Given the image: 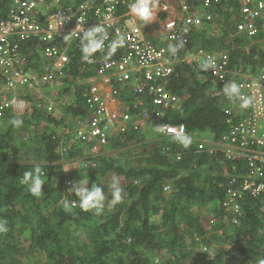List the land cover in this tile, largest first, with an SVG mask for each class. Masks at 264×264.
<instances>
[{
	"label": "trees",
	"instance_id": "obj_1",
	"mask_svg": "<svg viewBox=\"0 0 264 264\" xmlns=\"http://www.w3.org/2000/svg\"><path fill=\"white\" fill-rule=\"evenodd\" d=\"M188 3L196 6L200 0H188ZM6 4L7 0L0 1V7ZM238 10L237 7L229 13L221 7L215 8L212 12L219 22L215 33L211 31V23L205 22L202 29H189L185 34L188 43L176 42L177 45L184 52L199 48L211 52L228 50L232 70H242L245 76H257L264 66V32L256 36L255 44L247 37L238 36ZM125 12H129V5L120 8V14ZM164 19L162 16L161 20ZM142 25L146 32L161 30L159 25ZM260 26L264 28V22ZM62 44L61 49H64L65 43ZM77 44L69 50L72 66L62 81L68 86L63 85L57 91L58 101L66 98L64 112L73 116L85 113L86 86L76 84L78 92L70 95L74 83L70 77L86 79L90 76L81 68L85 61ZM29 54L33 67L38 68L39 55L35 50ZM187 67L179 66V77L168 85L173 94L184 98L183 101L169 111H160L163 118L153 119L151 134L159 138L153 146L142 145L144 152L136 157L135 164L121 157L115 161L114 158L102 159L98 169L67 175L50 164L58 158L55 144L46 135V127L43 132L40 129L42 122L37 123L48 120L58 124L64 120L35 108L28 110L25 116L7 114L3 118L0 219L7 220L8 231L0 233V264L32 261L35 264H258V260L264 258V190L258 195L241 194L245 192L246 173L250 171L248 163L229 158L224 146L218 148L203 142L200 148V139L225 140L251 115V110L237 105L230 119L225 113L226 108L232 107L230 101L225 96H212L207 75ZM238 110L243 114H237ZM60 116L64 118V113ZM13 118L22 120L23 124L13 126L10 123ZM140 119L132 118L112 148L120 150L130 142L149 138L144 126L137 125ZM32 125L35 130H30ZM162 125H184L185 135L160 137ZM257 131L262 135L264 127L260 126ZM26 135H29L28 140ZM183 136L191 137L188 147L180 142ZM210 147L215 148L213 154ZM32 148L47 163L21 162L31 154ZM179 155L181 160H177ZM37 165L45 178L40 196L32 195L28 186L19 180L24 172L32 171ZM109 174L123 180L120 182L124 189L123 200L115 206L110 204L112 181H103ZM80 179L88 180L89 187L96 183L104 189L106 200L101 215L84 212L79 207L73 208L71 213L64 210L61 201L65 197L76 199L68 190ZM232 181L238 186V194L233 192L237 187ZM254 183L264 186V174ZM230 191L235 195L234 202H231ZM25 241L29 242L28 246H24ZM41 255L45 259L40 258Z\"/></svg>",
	"mask_w": 264,
	"mask_h": 264
},
{
	"label": "built area",
	"instance_id": "obj_2",
	"mask_svg": "<svg viewBox=\"0 0 264 264\" xmlns=\"http://www.w3.org/2000/svg\"><path fill=\"white\" fill-rule=\"evenodd\" d=\"M45 1L12 0L6 16L0 17V77L5 78V88L7 90H16L28 83L33 86L32 82L37 80L40 75H43L40 82L47 83L57 75L58 71H62L70 61L69 42L79 39L80 36V33L75 31L77 24L81 22L85 30L89 29L84 23L86 22L89 6L91 9L94 8L95 4H98L97 1L99 6L103 5L101 6L103 9L98 8L94 14L95 19L88 16V20L91 21L93 27L102 26L109 35V40L105 41V48L100 51L101 54L107 55L108 45L117 35L124 34L126 37L124 47L118 48L110 56V59H106L109 58L106 56L102 64L99 65L98 72L102 74L105 85H110L113 77H116L119 82H129L133 85L138 94L143 93L145 88L148 87L156 93L153 97L154 104L169 111L173 106L180 103L181 97L165 91L162 86H151V83L158 77L172 73L173 68L171 69L167 62L171 58L177 62L181 57V53L187 56V59L202 67L210 61L211 64L206 71L211 77L213 85H225L229 81L237 82L235 78L228 79L230 73L228 69L230 61L228 52L212 53L204 49L184 52L182 47L176 43H188L189 40L185 34L188 33L189 29H197L203 24L204 20L211 21L213 17L207 13L206 9L219 6L224 0H202L196 6L190 5L188 0H180L178 5H174L170 0H156L155 16L158 19L165 16L166 20L162 22L160 33L150 38L144 33L138 18L130 12L118 13L120 8L128 6L131 0H86L91 3L81 5V14L77 17L73 16L71 8L64 7L61 0H51L46 14L43 19H40L37 8ZM231 1L240 2L243 20L238 25L239 34L255 38L260 32H264V28L260 26V23L264 22V0ZM65 33H67L69 41L64 50H60L57 45L47 46ZM28 41H36L37 45L43 47L46 61L42 67L46 69L45 74L41 72L39 75L28 68V59L22 50L23 45L28 44ZM169 45L176 47L175 53L169 50ZM90 61L93 62L95 59L91 58ZM244 77V80L237 83L241 86L243 95L251 101L250 106L247 108L251 110V115L247 117L244 123L235 127L231 134L225 137V140L223 139V146L225 149L227 148L226 152L229 158L239 155L248 159L252 172L245 180L244 188L250 193L258 195L264 190V186H256L254 181L256 176L262 175V168L258 167L257 163L264 162V153L251 147L264 145V133L261 135L257 131L260 126L264 127V67L259 76L247 77L244 75ZM89 96L88 103L91 108L95 109L97 114L91 123V134L95 137H104V132L100 127L103 123L100 114L104 111L109 112L110 108L102 106L98 112L97 103L100 102L101 98H104L102 88L94 87L89 92ZM24 104L23 101L10 100L7 95H2L0 97V116L11 106L23 107ZM225 113L232 119L234 111L231 108H227ZM237 114L240 115L243 112L240 111ZM116 117V113L112 112V120H115ZM125 118L128 120V115ZM159 133L164 136L171 134L184 135L185 127L184 125H163L159 129ZM78 137L83 140L88 138L82 130L79 131ZM246 186L251 188L247 189ZM229 193L233 194L232 191Z\"/></svg>",
	"mask_w": 264,
	"mask_h": 264
},
{
	"label": "clouds",
	"instance_id": "obj_3",
	"mask_svg": "<svg viewBox=\"0 0 264 264\" xmlns=\"http://www.w3.org/2000/svg\"><path fill=\"white\" fill-rule=\"evenodd\" d=\"M50 1L51 0H46L44 3H42L37 8V12L40 14V19H43V16L46 14L47 9L49 8ZM66 1H69V0H66ZM71 1H73V0H71ZM201 1L202 0H200V2ZM61 2H62V0H61ZM62 3L65 5L66 2H62ZM96 3H98V4H95V7L91 9L92 10L91 15H90V11H88L87 16H86V22L84 23L89 29L85 30V27L83 26V24L81 22H78L77 28L75 31L80 33L79 39L71 40V42H69V44H70L69 50L72 49V46L75 45V43H78L77 47L81 51L82 59L85 61V63L83 64V67H81V68L83 71L85 70L86 74H90V76L86 79H83L82 77H78V79H74V76L70 77V81L74 82L71 85L70 95H74L75 92H78L76 84L86 86V89H85V92L83 95V97L86 99V103H87V105H85L86 106L85 113H82L79 116L68 115L63 110L66 107V102H67L66 98L65 99L61 98L59 101L57 100V94H58L57 91L60 89L59 87H62L63 85L68 86V84H64L62 81H64V79L66 77L65 74H66L68 68L70 66H72V65H70V63L72 62L70 55H69L70 61L66 64V67L60 73H57V75L54 76V78L52 80H50L49 82L41 83L40 80L43 78V75H40V73L41 72H43L44 74L46 73V69L45 68L43 69V67H42L46 61L45 56H44V52H43V47L37 45L36 41H28V44H24L22 47V50L28 59V65L27 66L33 72L40 75L37 78V80L32 82L33 86H30V83H28L25 86L19 87L16 90H7L5 88V84H6L5 78L0 77V78H2V80H0V97L2 95H7L10 100L16 99L19 101H23L25 103L23 107H12L11 106L10 108H8L4 112V114L2 116H0V129L2 127L3 118L7 114H12L15 116H25L27 111L30 109H33V108H35L39 112H43V113L47 114L48 116H53L58 120L59 119L64 120V122L60 121L58 124L49 123L48 120H47V122L42 120V121H38L37 123L39 124L40 122H42L43 125H41L40 127H46V130H48L47 127L54 128V129L57 127H64V129L68 135L67 142H66V156H65L66 157V163L67 162L69 163V165L67 167L70 169H75V167H79V169H81L82 171H84V169L89 170V171L98 169V168H95L94 166H92V164L88 163L85 160L83 155L88 152L89 147L93 143H97L100 147H106L108 144L107 137H108V135H111L112 131H115L116 133H121L117 130V129H119V126L120 125H127L132 120V118H136V117H132V113H131V109L135 105H131L129 103L130 102L133 103L134 99L139 95L136 92L133 85H131L129 82H119L116 79V77H113V81H112V83H110V85H105L103 83V76H102V74H100L98 72L99 65L102 64V61L104 58H106V56L109 57L106 59H110V56L112 54H114L118 48L124 47L125 42H126V37L124 34L117 35L109 43L107 55L101 54L100 51H102L105 48V41L109 40V35H108L107 31L102 26L98 25V26L93 27V25L91 24V21L88 20V16H92L95 19L94 14L98 8L103 9V7H101L103 5L100 4L101 6H99L98 1ZM172 3L174 5H178L180 3V0H175ZM11 4H12V0H7V4L4 7H0V17L1 18L5 17L2 15V13H5V15L7 13V12H3L2 10L10 9ZM193 6H195V5H193ZM67 7L71 8L73 10V16L74 17L80 16L81 9H80L79 13L76 14V10L73 8V3H70ZM156 7H157L156 0H131V3L129 4V12L133 16L138 18L140 21L147 24V23L153 21V19L155 17V13H156ZM218 7H221L222 9H224L225 11H227L229 13L236 11V9L238 7L239 8L238 14L240 15V20L237 24V29H236L237 35L247 37L254 44L258 41L257 39H255L256 37L250 38L247 35H242V34L238 33V25L243 20V18L241 16L240 2H237V1L232 2L231 0H229V1L224 0L219 6H213L210 9H206V11L208 14H210V11L213 8H218ZM201 10H203V9H201ZM119 12L120 11H118V13ZM165 20L166 19L161 20V17H160V21H161L160 27L162 25V22H164ZM205 22H209V21L204 20L203 23H205ZM144 23H142V24H144ZM201 26H199L196 30L200 29ZM142 27H143L144 33L146 35H148L149 38H150V36L154 35V32H146L145 27L143 25H142ZM159 33H160V31H159ZM68 41H69V38L67 36V33H65L63 36L56 38V40L52 41L47 46L57 45L60 48V50H64V49H61V46L63 45L62 43H65V45H67ZM259 43H260V41H259ZM199 49H202V48H199ZM33 50H35V52L39 55V60H38L39 61V67L38 68H34L33 64L30 60L29 52H32ZM69 50H68V53H69ZM169 50L171 52L175 53L177 49H176V47L169 45ZM206 51H208V50H206ZM209 52H211V51H209ZM219 52H222V51H219ZM219 52H212V53H219ZM225 52H229V51L226 50ZM93 55H95V56H93ZM229 56H230V54H229ZM91 58H94L95 61L91 62L90 61ZM38 61H36V62H38ZM182 61H184V58ZM194 64L196 65L197 71L203 73L205 76L207 75V77L209 78L207 80V83L210 82L209 84L212 86L211 89H209V93L212 96H216V97H224L225 96L230 101V104L232 106V107H228V108H231L233 111L237 105H239L240 109H246L250 106V103H251L250 99L247 98L245 95H243V93L241 91V86L237 83V82L245 79L244 72L242 70H232L231 69V67H230L231 56H230L229 67H228V69L230 71V73L228 74V79L230 80L231 78H233V79L235 78V80L237 82L229 81L225 85L220 84V85L216 86V85H213V83H211L212 79L209 76L208 72L206 71L207 67H209L211 64L210 61L206 62L204 67H202L201 65H199L197 63H194ZM178 67H179V65H178ZM262 68L260 69V72H261ZM87 69H89L88 72L86 71ZM260 72H259V74H260ZM259 74L257 76H259ZM204 75H203V77L205 79ZM254 77H256V76H254ZM118 84H122V85L130 87L132 89V94L121 95L119 93V90L117 87ZM94 87L102 88L103 93H104L105 89H108V92H109L108 97L102 101L103 105L101 103H97V106H101V108H102V106H104V108L106 106H108L110 108L109 112L104 111L102 114H100L101 119L103 120V123L100 127H101L102 131L104 132V137H100V136L95 137L91 134V123L94 121L97 114H96L95 109L90 107V104L88 103V99L90 97L89 92ZM50 98H53L55 100V102H52V103L49 102ZM181 99H182V97H181ZM238 101H239V103H238ZM157 108H159L161 111L164 110L160 106H157ZM61 112L64 113V118H62L60 116ZM112 112H115L117 115L115 120H112V118H111ZM237 112H240V110H238ZM126 115H128V117H129L128 120H126V118H125ZM10 123L13 126L19 127L23 124V121L20 119L13 118L10 121ZM35 129L36 128L33 125L30 127V130H35ZM81 130L83 132H85V134L88 136L87 140H83L82 138L78 137L79 131H81ZM161 135L162 134H160V137H161ZM184 135H185V133H184ZM177 136H180V135H177V134L172 135L171 134V135L163 136V137L165 138V137H177ZM25 139L28 140L29 135H26ZM180 142L184 147H188L192 143V140H191L190 136H183L180 138ZM203 142L208 143L205 139H200V143L202 144ZM75 143L78 145V147H80L79 149L73 145ZM219 143L223 146L224 141L219 142ZM200 148H203V144L200 145ZM251 148L264 153V145H256V146H252ZM214 150L215 149H213L211 147L209 149L210 153H212V154L214 153ZM219 155L220 154H218V156ZM181 157L182 156L179 155L177 157V160H181ZM231 158H235V160L240 159L243 162L246 161L248 163L247 169H250V171L247 170L249 173H246V174H247V176H250V174L252 172L251 171L252 168L250 167V163L246 157L235 155ZM43 163H47V162L46 161L38 162V164H43ZM73 163L76 166L73 165ZM50 164L52 166L57 167V163L50 162ZM257 164H258L257 165L258 167L262 168V175L256 176V179L263 177V174H264V162H258ZM234 168H236V166ZM63 172L67 175H71L72 173H75V171H63ZM109 175H111V174H109ZM19 180H20V183L22 185L28 186V190L32 195L40 196L43 193V188L45 186V178H44V172L40 166L37 165L32 171L24 172L22 174V176L19 177ZM231 184L237 187L236 191H234L233 189L232 190H233V192L238 194L239 192H238L237 184L234 181H232ZM110 190H111L110 204L112 206H115L116 204L120 203L123 200V195H124V189L120 185L119 178H113V180L110 184ZM243 191H245V192H243L241 194L250 193L248 190H245V188H243ZM68 193H71V195L74 196L76 199L69 200L65 197L61 201L63 208L66 212L71 213L73 208L79 207L80 210H82L84 212H92L97 216H99L103 213L104 207H105L106 196H105L104 189L102 188V186H100L96 183H93L91 185V187H89V181L88 180H81L80 179L78 182H73L71 188L68 190ZM77 201H78V203H77ZM7 231H8L7 220L0 219V233H4ZM204 250H206V248H204ZM258 264H264V258L259 259Z\"/></svg>",
	"mask_w": 264,
	"mask_h": 264
},
{
	"label": "crops",
	"instance_id": "obj_4",
	"mask_svg": "<svg viewBox=\"0 0 264 264\" xmlns=\"http://www.w3.org/2000/svg\"><path fill=\"white\" fill-rule=\"evenodd\" d=\"M172 2H174L175 0H171ZM62 2H66L64 7L68 6L70 4V2L73 3V8L76 10V14L79 13L80 11V6L83 4H90L91 2L86 1V0H73V1H66V0H62ZM215 8H213L210 11L211 16L213 17V19L211 21H209L211 23L212 28H215L213 30H211L213 33H215V31L218 30V24L219 22L216 21V15L212 12ZM224 10V9H223ZM89 11H90V15L92 14V10L91 7L89 6ZM200 15H202V13H200ZM144 23V22H142ZM160 19H158L156 16L154 17L153 21L147 23L148 25H159L160 26ZM145 24V23H144ZM215 25V26H214ZM202 29V28H200ZM199 30V29H198ZM159 34V32H154V35ZM228 51V50H227ZM228 54H230V52H228ZM181 57H179V60L176 62L175 59L171 58L168 60L167 64L169 65V67L172 69L173 68V72L168 73L166 75H163L161 77H158L155 81H153L151 83V86L154 87H164L163 89L169 93H171L172 91L169 89L168 85L176 78L179 77L180 72H178L177 70L179 69L178 65H187L191 70H196V65L194 64L193 61L187 59V56L182 55V53L180 54ZM184 58V61H182ZM187 67V68H188ZM188 68V69H189ZM87 72L89 71V69L86 70ZM119 93L121 95H130L132 94V89L128 86L122 85V84H118L117 85ZM156 95L155 91L149 89L148 87L145 88L143 93H139V95L134 99V102H130L129 104L131 105H135L132 109H131V113H132V117H140L141 119L137 122V125H142L144 126V128L146 127L148 130V136L149 138L145 139L144 141L141 142H130V144L128 143L126 146H124V148L119 149H114L112 148V144L113 142L116 140H118V138L121 136V133H116L115 131H112L111 135H108L107 139H108V144L106 147H100L97 143H93L90 147L87 153H85L83 156L85 158V160L92 164V166H94L95 168H98L101 160L102 159H111L114 158L117 159L118 157H121L123 160H125L126 162H128L130 159L133 160L131 163H136V157H138L141 153L144 152L143 150V144H147L150 143L151 146L154 145V143L156 142L155 139H158V136H153V134H151V131H149V127L153 128V119L157 118H163V115H160V109L157 108V106L154 104L153 102V97ZM183 101V100H182ZM154 105V106H153ZM156 106V107H155ZM141 121V123H140ZM152 124V125H150ZM126 128V125H120L119 129H117L119 132H123ZM145 128V129H146ZM40 129H42L43 132V127H40ZM116 129V128H115ZM46 135L48 137H50L52 139V141L55 144V154L58 156V158L55 161H52L54 163H57V167L58 169H60L61 171H79L81 169H79V167H75V169H70L67 166L69 165V163H66V142H67V138L68 135L64 129V127H57V128H51L50 130H46ZM123 140L125 142V136L123 137ZM145 144V145H146ZM74 146H76L78 149L80 147H78V145L75 143L73 144ZM133 148H138V151L141 152L137 153L135 155H133L134 152L131 153V149ZM35 148H32V151H34ZM26 152V151H24ZM122 156H119L121 155ZM135 156V157H134ZM35 157L39 160V161H45L43 156H39L37 154H35ZM68 161V160H67ZM21 162H27L30 164H38V161L34 160L33 158L29 156H27L26 158H22ZM73 165H75L73 163ZM76 166V165H75Z\"/></svg>",
	"mask_w": 264,
	"mask_h": 264
},
{
	"label": "rangeland",
	"instance_id": "obj_5",
	"mask_svg": "<svg viewBox=\"0 0 264 264\" xmlns=\"http://www.w3.org/2000/svg\"><path fill=\"white\" fill-rule=\"evenodd\" d=\"M139 23L142 24V21L139 20ZM214 26H215V25H214ZM213 29H215V28H212V30H213ZM104 93H105V94H104V98H101V99H100V102H99V103H101V104H102V101H103L105 98L108 97V94H109L108 89H105ZM49 102L52 103V102H55V100H54L53 98H50V99H49ZM97 109H98V112H99L100 109H101V106H97ZM145 128H146V127H145ZM146 130H148V129L146 128ZM149 131H152V127H149ZM219 145H220V144H219ZM19 147L21 148V145H19ZM133 149H134V148H133ZM133 149H131V153H130L131 155H132ZM140 152H141V149H140ZM140 152L138 151V148H137V149L135 150V152L133 153V155H135V154H137V153H140ZM30 157L33 158L34 160L38 161V162H41V161H39V160L35 157V152H34V151H31ZM134 157H135V156H134ZM113 178H119L120 182L123 181L122 179H120V177H118L117 175H114V174L109 175V176L106 177L103 181H104V182H109V180L112 181ZM246 188L249 189V188H251V187L246 186ZM230 194L232 195V197H231V202H234V201H235V197H234V195H233L232 193H230ZM235 209H237V206H235ZM28 244H29V242H28V241H25L24 246H28ZM40 258L45 259V256H44V255H43V256L41 255ZM35 259H37V258H35ZM28 264H35V262H34V261H32L31 263L28 262Z\"/></svg>",
	"mask_w": 264,
	"mask_h": 264
},
{
	"label": "flooded vegetation",
	"instance_id": "obj_6",
	"mask_svg": "<svg viewBox=\"0 0 264 264\" xmlns=\"http://www.w3.org/2000/svg\"><path fill=\"white\" fill-rule=\"evenodd\" d=\"M208 143H212V145H217V147L219 148V147H222V145L219 143V142H213V141H211V140H206ZM220 144V145H219ZM213 149H215V148H213ZM221 151V150H220ZM220 151L218 150V152L220 153ZM217 153V152H216ZM219 153H217V154H219Z\"/></svg>",
	"mask_w": 264,
	"mask_h": 264
},
{
	"label": "bare ground",
	"instance_id": "obj_7",
	"mask_svg": "<svg viewBox=\"0 0 264 264\" xmlns=\"http://www.w3.org/2000/svg\"><path fill=\"white\" fill-rule=\"evenodd\" d=\"M61 71H58L57 73H60Z\"/></svg>",
	"mask_w": 264,
	"mask_h": 264
}]
</instances>
